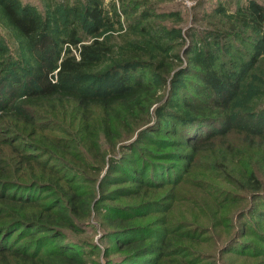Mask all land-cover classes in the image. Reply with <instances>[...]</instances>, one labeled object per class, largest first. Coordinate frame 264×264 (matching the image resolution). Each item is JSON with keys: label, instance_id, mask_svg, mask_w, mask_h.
I'll return each instance as SVG.
<instances>
[{"label": "trees", "instance_id": "trees-1", "mask_svg": "<svg viewBox=\"0 0 264 264\" xmlns=\"http://www.w3.org/2000/svg\"><path fill=\"white\" fill-rule=\"evenodd\" d=\"M205 3L193 6L203 25L183 32L155 20L178 12L152 0H0V264H88L94 251L77 236L93 214L114 264L264 256L263 244L240 238L214 254L173 241L219 244L225 224L264 243V196L239 222L211 219L212 236L191 229L202 227L196 217L188 232L143 221L167 215L154 191L186 181L203 151L231 186L215 185L214 205L231 201L232 188L264 194L247 159L264 152L254 143L264 140V0H217L210 12ZM235 134L242 146L229 143ZM238 164L249 170L234 175ZM121 199L132 202L107 204Z\"/></svg>", "mask_w": 264, "mask_h": 264}, {"label": "rangeland", "instance_id": "rangeland-1", "mask_svg": "<svg viewBox=\"0 0 264 264\" xmlns=\"http://www.w3.org/2000/svg\"><path fill=\"white\" fill-rule=\"evenodd\" d=\"M26 1H32L41 4V0H26ZM152 1L157 3L159 7V11L161 12H178L177 15L175 16L166 15V16H160L157 19L155 18V20H158L163 24H166L168 26L180 27L183 32L191 27L200 28L203 25V23H201L200 21H195L193 16L194 15L193 6L195 5L196 0H152ZM206 1L207 3H205L204 10L210 12L209 10L217 2V0H206ZM187 2L190 3V5H188ZM108 3L109 0H105V4L107 5ZM230 11L231 10H229V12ZM136 12L137 11L131 13V15L135 14ZM208 18L210 19L211 16H208ZM262 67L264 69V63L262 64ZM260 102L261 104L264 105V99H262V101ZM243 138L244 137L242 135L235 134L233 136H230L229 143L242 146L244 142ZM256 139L257 138H255L254 140ZM254 143H258L259 145H264V140H261L259 142L254 141ZM144 145H146V143ZM172 150L178 151V149H174V148ZM209 153L212 154L213 152L211 153V152L203 151V153H199V155L197 156V161L190 167L185 177L186 181H183L182 184L179 185L176 184L172 187L168 185L159 190L156 189V191H154L155 194L152 200L156 202H160V205H162L163 207H165L166 202H169L168 206H171V209L167 213V215L165 214L162 215V213H156V214L153 213L151 215L146 216L143 220L144 222H146V224L151 222L155 218H158V220L156 221L158 223L160 222V220L163 222L167 220L169 224H171L170 222L176 223L177 224L176 227L183 226L182 230L188 232L190 231V227L192 226L190 222L194 220V218L196 217L197 222L201 224L202 227L199 226L195 228L192 227L191 229L194 230V229L202 228L201 229L202 235L207 236L210 235L209 229L211 227V219H213L214 217L216 216L220 217L223 216L224 214L232 215L237 217V220L239 222V219L242 217L243 214L248 213V215H250L249 214L250 211L256 210L258 207L259 208L263 207L262 202L259 203V201H262L264 194L257 195V199H253V197H251L249 193H246L244 191L235 188H232L234 192V196L231 201L223 205V207L222 205L219 206L214 205L212 201H210L209 196H213L215 185L216 186L220 185L225 187H231V186L225 183V181H221V179H217L218 177L216 175L210 173L207 167V163L209 164V162H211V160L209 159ZM263 153H264L263 151H254L253 149H251L250 153L247 154L248 155L247 159H250L252 163L256 162L255 165H257V167L255 166V170H257L258 168L257 176H259L260 182H262L264 185V161L262 160L264 156ZM257 155L259 158H257ZM177 163L183 167L182 163L180 162ZM239 165L240 164L234 167V175H237L238 170H242V169L249 170V168L240 167ZM199 183H203L205 187L207 186L204 189L206 190V193L202 191V189L199 186ZM173 190L175 191L173 192ZM250 192L252 193V191ZM175 194L182 197L183 199H180L179 201L175 200L174 198ZM192 194L195 195L197 194L196 196H198L200 202H198V200H193V203L190 202L191 201L190 199H192ZM131 202L132 201H130L129 199H121L115 202H107V204L118 203L124 205L125 203H127L128 205L131 204ZM224 207L225 209L221 211ZM209 213L211 216L209 215ZM197 214L199 215V217H197ZM255 218H257V216L252 215L251 222H254ZM98 219L99 217L97 215L94 216L93 214V216L89 219L90 225L86 226L85 228L86 232L81 233L80 235L77 236V238L86 239L84 242H87L86 243L87 250L90 253L94 251V254L92 253L88 255V258L90 260L88 264H114L118 260L119 256L118 254H114V251H112L111 248H110L111 251L108 252V246L110 243L105 239L104 228L100 225L99 223L100 220ZM186 221H189V223H187ZM145 226L147 227L149 226L150 228H152V226H150L149 224ZM223 227L225 232L224 236L217 237V239L220 240L219 244L218 243L214 244L213 242L214 240H212L211 246H208V244L202 245V243L195 241H192V244H190L189 241L186 240L179 241L176 238H174L173 241L181 242L183 244H188L190 245V248L197 249L199 251H205V253L208 254L216 253L220 249L219 245H221L222 247V245L231 238L233 239L240 238L241 240H247L246 242L249 245H253V244L257 246H260V244L264 245V243L261 240H259L258 236H255L253 234H249L246 237H243L242 235L238 236L237 235L238 230L234 233L235 228L233 226L223 224ZM261 228H262L261 231H264V225H261ZM225 258L226 259L221 260L220 262L221 264H264V256L261 257V255L258 256L259 259H253V260H250L249 256L247 258L244 257L238 258L236 257V255H227V257ZM168 260H169L168 258L162 259L161 264H163L164 262H166L165 264H167L169 262ZM259 260H261V262H258ZM198 264H205V262L198 261Z\"/></svg>", "mask_w": 264, "mask_h": 264}, {"label": "built area", "instance_id": "built-area-1", "mask_svg": "<svg viewBox=\"0 0 264 264\" xmlns=\"http://www.w3.org/2000/svg\"><path fill=\"white\" fill-rule=\"evenodd\" d=\"M193 3H194V2H193ZM193 3H192V4H193ZM187 4L190 5V3H188V2H187Z\"/></svg>", "mask_w": 264, "mask_h": 264}]
</instances>
